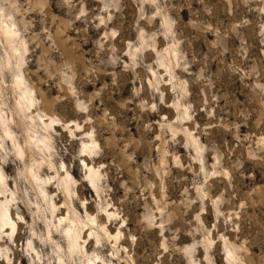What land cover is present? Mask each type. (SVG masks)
I'll return each mask as SVG.
<instances>
[{
  "label": "rangeland",
  "instance_id": "1",
  "mask_svg": "<svg viewBox=\"0 0 264 264\" xmlns=\"http://www.w3.org/2000/svg\"><path fill=\"white\" fill-rule=\"evenodd\" d=\"M0 7L26 44L21 71L35 100L19 112L0 39V201L17 223L0 231V264H84L62 228L73 211L97 264H228V250L235 264H264V0ZM30 117L53 119L50 152L29 148ZM35 131L45 134L40 122ZM86 165L101 176L98 192Z\"/></svg>",
  "mask_w": 264,
  "mask_h": 264
},
{
  "label": "bare ground",
  "instance_id": "2",
  "mask_svg": "<svg viewBox=\"0 0 264 264\" xmlns=\"http://www.w3.org/2000/svg\"><path fill=\"white\" fill-rule=\"evenodd\" d=\"M0 12H1L0 39L3 40L5 44L4 49H5V56L7 59V66L10 67L14 63L16 64L18 75L16 76L15 79V87L20 92V98L17 101V108L21 114H24V112L28 111L35 103L34 98L30 95V91L25 86V80L21 71L22 65L24 63L23 54L27 51L26 44L20 37L16 22L11 16L10 12L7 11L6 9H3L2 7H0ZM0 115L2 114L0 113ZM29 122H30L28 124L29 130L32 131L33 133V137L27 138L29 148L38 154L50 152V150L52 149V144H51L52 136L50 134V129H52L51 126L53 123V119L49 118V122L46 123L44 120L40 119V121H37L35 117H30ZM39 122L45 131V134L42 136L41 135L36 136L37 132L35 131V128ZM9 124H10L9 120L6 121L5 123L6 137L13 143V146L15 147L16 151L21 156H24L25 151L23 148L19 146L17 140L12 136V133L9 128L10 126ZM97 147L98 146L96 142L92 141L90 146H85V152L91 154ZM86 168L88 169L87 180L91 183V187L96 192H98L100 189L99 184L101 182V176L97 172H95L93 167L86 165ZM29 173L36 187L41 188V185L43 184V180L41 179V176L33 173L32 169L29 170ZM74 183H75L74 179L69 174H67L61 180L62 191L64 193L70 194V187ZM6 188H7L6 178L3 175V172L0 170V194H4ZM40 194L43 196L44 199L47 198L48 196V192L45 190H40ZM71 214H72L71 217L67 218L68 225L62 227L65 233L64 237L69 245L70 257L72 258L77 254H79L86 259L84 264H97L91 258H88V253L86 249L83 247L84 242L81 239L80 219L75 215L74 211ZM107 215L109 218L114 216L109 213H107ZM88 219L89 222H93L90 216H88ZM62 221H60V223H62ZM16 224L17 223H15V221L12 218V213L9 209V202L7 201V199H5L4 202L0 201V231L4 230L5 233H8V231L11 230V232H13L15 230ZM105 233L106 235L110 236V233L108 231H105ZM224 261L228 264L236 263L237 258L232 250H228L226 252Z\"/></svg>",
  "mask_w": 264,
  "mask_h": 264
}]
</instances>
